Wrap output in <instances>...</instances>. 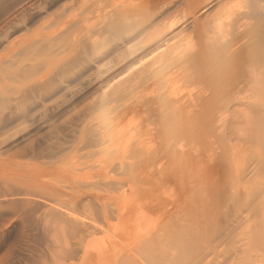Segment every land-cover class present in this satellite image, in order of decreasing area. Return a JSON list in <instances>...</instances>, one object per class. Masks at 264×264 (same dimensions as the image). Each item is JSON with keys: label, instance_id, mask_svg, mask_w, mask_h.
I'll list each match as a JSON object with an SVG mask.
<instances>
[{"label": "rangeland", "instance_id": "rangeland-1", "mask_svg": "<svg viewBox=\"0 0 264 264\" xmlns=\"http://www.w3.org/2000/svg\"><path fill=\"white\" fill-rule=\"evenodd\" d=\"M234 10L243 18L238 25V18H233L232 23H236L228 24L230 33L244 35L226 50L230 54L221 53L226 62L220 49L218 52L219 44L213 46L214 50L205 48L209 54L206 50L201 53L209 55L207 60L212 63L200 57V50L195 58L200 60L189 61L191 64H174L167 69L165 60H158L159 51L165 53L179 48V44L182 48L192 41L200 46L205 40L204 31L214 32L218 19ZM126 14H131L130 21H157L153 28H161L166 38L161 41L165 44L158 42L162 46L159 51L152 52L159 44L146 39L152 28L137 38L119 34L117 19L126 18ZM193 18L198 20L197 29L190 23ZM260 19L264 23V0H0V264H151L143 258L144 246L152 240L158 247V238L166 227L178 217L188 218L194 201L201 198L212 212L220 211L218 216L213 214L218 222L225 218L233 191L225 190L224 183L225 179L227 183L231 181L227 177L237 165L231 157L234 167L226 157L224 163L223 153L219 158L217 152L227 135L226 141L235 151L241 150L238 145L249 144L247 130L250 120L256 117L258 93L243 83L248 80V72L264 71V30L255 26L258 21L263 26ZM257 30H262L261 34ZM237 51L239 57L235 55ZM245 54H250V59ZM215 56L219 57L217 66L223 62L222 68L216 67ZM254 58L259 63L253 62ZM231 59L234 64H230ZM245 65L257 68L248 70ZM128 66H132L131 70L124 74ZM213 70L219 71L220 82ZM234 70H238V76ZM179 75L190 78L178 82ZM213 79L218 81L216 86ZM169 86H173L171 90ZM102 93L105 100H101ZM227 93L233 95L225 118L222 123L215 119L211 124V114L207 112L214 114L221 102L218 97L222 100ZM200 99H207L206 105L210 106L201 111L207 114L204 117H198L200 108H193ZM184 108L189 109L186 121ZM201 118L206 126L214 127L205 128ZM186 125L194 126L195 130L189 128L194 134H187ZM244 146L242 150L247 149ZM232 149L229 154L233 157ZM251 170L252 166L248 171ZM261 171L258 176L263 178L254 177L262 182L256 181L258 187L252 179L245 185L250 191L249 185L254 183L251 185L255 191L251 200L248 197L251 205L239 217L242 220L228 229L222 221L215 237L219 244L207 260L212 254L211 259L219 260V264H236L240 260L247 241L245 234L258 228L264 218V170ZM249 172L246 174L251 176ZM222 229L231 230L225 236ZM217 248L221 251L217 252ZM252 253L256 264H264V255Z\"/></svg>", "mask_w": 264, "mask_h": 264}, {"label": "bare ground", "instance_id": "bare-ground-1", "mask_svg": "<svg viewBox=\"0 0 264 264\" xmlns=\"http://www.w3.org/2000/svg\"><path fill=\"white\" fill-rule=\"evenodd\" d=\"M256 1H257V3L260 1V0H255V3H256ZM171 2V1H170ZM169 2V3H170ZM254 2V1H253ZM252 2V3H253ZM251 3V2H250ZM254 7V6H253ZM256 7V6H255ZM261 8H263V7H261ZM158 10V9H157ZM162 10V9H161ZM263 10V9H262ZM175 12H176V10H175ZM236 12H237V9H236ZM228 13V12H227ZM123 14V13H122ZM125 14V13H124ZM152 14V13H151ZM176 14H178V13H176ZM128 15H131V14H128ZM127 14H126V18H125V16H124V18L122 17V19L120 18H118L117 20V24H116V26L118 25L119 26V30H120V33L119 34H121V33H123L124 35H127V36H129L130 37V35H134V38H135V36H136V38L139 36V35H143V33H145L149 28H152V29H150V32L147 34V36H146V39H150V40H152L153 42H155V45L156 44H159V45H157V46H155L154 47V49L152 50V52H154V51H159L160 50V47H162L161 46V44L163 45V44H165V42L163 43H161V41H165L166 40V38L164 39L163 38V30L161 29V28H153L154 26H156V24H157V21H156V24H154L155 22V20L154 21H150V20H145V21H142V20H140V19H138V20H132V21H130V17L128 16ZM199 15V14H198ZM222 15H224V14H222ZM118 16H120V13L118 14ZM146 16V15H145ZM170 16V15H169ZM236 16V14H235V10H234V12L232 13L231 12V14H229V15H224V17H222L221 19H218V21H217V23H216V25H215V27H213L214 28V32L212 31L211 33L210 32H208V31H204L205 32V40H204V42L199 46V45H197V44H194V43H192V41H190L191 42V44L189 43L188 45H186L185 47H182L181 48V44H179L178 46H179V48L177 47V48H173V47H170V48H173V49H170V50H168L167 52H165V53H163V51H159V53L160 54H158L159 55V57H158V55H157V57H158V60L160 59V60H165V61H163V65H165V67H167V69H169L170 68V66L172 67V65H177L178 64V66H180L179 64H184L185 65V63L186 62H189V61H195L196 59V57L199 55L198 54V52H199V50L201 51L200 52V57H201V53H203V54H205V52L207 53V54H209L208 53V51L205 49V48H207V49H212V50H214V48L215 47H217V45L219 44L220 46L217 48L218 49V52H219V49H220V52H219V54L221 55V53H223V54H230V52H228V51H226V50H229V48H231L232 49V47H233V45H235V43H236V41H238L239 39H242V38H240L241 37V35H244V34H241V33H239V34H236L235 36L233 35H231V33H230V29H232V28H229L230 27V25H228L230 22L232 23V20H233V18ZM244 16V15H243ZM149 17H150V15H149ZM171 17H172V15H171ZM206 17V16H205ZM238 19H237V25H238V23L239 22H241V18H243L242 17V14L241 15H237L236 16ZM235 17V18H236ZM213 18H214V16H213ZM129 19V20H128ZM151 19H152V17H151ZM186 19V18H185ZM109 20H110V18H109ZM127 20H128V22H127ZM144 20V19H143ZM243 20V19H242ZM216 21V20H215ZM235 21V20H234ZM260 21H261V23H263L262 22V20L260 19ZM111 22V21H110ZM256 20H255V24H256ZM191 24H193L194 25V27H196V29H197V26H199L198 25V20H197V18H193V20L190 22ZM236 23V22H235ZM235 23H232V25H235ZM260 22L258 21V25L256 24L255 26L257 27L258 26V28L259 29H262V30H264V23H263V26L261 27V25L259 24ZM110 24V23H109ZM159 24V23H158ZM242 24V23H241ZM192 25V26H193ZM244 25V24H243ZM243 25H241L240 26V28L243 26ZM254 25V24H253ZM252 25V26H253ZM259 25H260V27H259ZM158 26V25H157ZM254 26V27H255ZM108 27H109V25H108ZM111 27V26H110ZM244 27V26H243ZM243 27L241 28V29H243ZM112 28V27H111ZM184 28V27H183ZM238 28H239V26H238ZM239 28V29H240ZM118 30V31H119ZM195 30V29H194ZM213 30V29H212ZM262 30H257V32L259 33V34H261V31ZM12 31V30H11ZM117 30H116V27H115V32H116ZM181 31V30H180ZM236 31V30H235ZM239 32H241V31H239ZM245 32V31H244ZM254 32H256V30L254 29ZM118 33V32H117ZM263 33H264V31H263ZM122 34V35H123ZM146 34V33H145ZM144 34V35H145ZM210 34H212V35H210ZM247 34V33H246ZM257 34V33H256ZM114 35V34H113ZM115 35H116V33H115ZM263 35V34H262ZM164 36H166V35H164ZM174 36V35H173ZM246 36V35H245ZM244 36V37H245ZM117 37V36H116ZM124 37V36H123ZM200 37H201V35H200ZM125 38V37H124ZM131 38H133V36L131 37ZM189 38V37H188ZM162 39H164V40H162ZM171 39V38H170ZM190 39H192V37H190ZM193 40V39H192ZM170 41V40H169ZM168 41V42H169ZM98 42V41H97ZM97 42H96V44H97ZM158 42H160V43H158ZM239 42V41H238ZM259 42H260V40H259ZM180 43V42H179ZM188 43V42H187ZM234 43V44H233ZM257 43H258V41H257ZM262 43V42H261ZM95 44V43H94ZM94 44H92V45H94ZM96 44L94 45V47L93 48H95V46H96ZM260 44V43H259ZM171 45V44H170ZM169 45V46H170ZM214 45H216L214 48H213V46ZM242 45V44H241ZM261 45V44H260ZM263 45V44H262ZM261 45V46H262ZM90 46V45H89ZM173 46V45H172ZM98 47V46H97ZM96 47V48H97ZM167 47H168V45H167ZM200 47V48H199ZM260 47V46H259ZM264 47V46H263ZM199 48V49H198ZM239 48H240V46H239ZM245 48V47H244ZM262 48V47H261ZM98 49H99V47H98ZM97 49V50H98ZM162 49V48H161ZM164 49V48H163ZM235 49V48H234ZM233 49V50H234ZM237 49V48H236ZM235 49V50H236ZM243 49V48H242ZM254 49V48H253ZM206 50V51H205ZM245 50V49H244ZM244 50H242V51H244ZM249 49H247V51H248ZM252 50V48L249 50V51H251ZM259 50V49H258ZM261 50V49H260ZM262 50H263V48H262ZM203 51H205V52H203ZM215 51H216V54H217V50L215 49ZM222 51V52H221ZM230 51H232V50H230ZM242 51H240V52H242ZM246 51V50H245ZM193 52V53H192ZM210 52V51H209ZM163 53V54H162ZM212 53L213 52H211L210 53V56H212L213 58H214V56L212 55ZM245 53V52H244ZM198 54V55H197ZM206 54V57H204V55H202V57H204L206 60H207V56H209V55H207ZM215 53H214V55H216ZM218 54V55H219ZM239 53H238V51L235 53V55L236 56H240V55H238ZM241 54V53H240ZM196 55V56H195ZM233 55V54H232ZM235 55H233V56H235ZM246 56H249V57H246V58H248V59H250V54L248 55V54H245ZM245 55H243V56H245ZM253 55H256V54H253ZM242 56V57H243ZM140 57H141V55H140ZM146 57V56H145ZM164 57H167V58H165V59H163ZM216 57V59H217V57L218 56H215ZM227 57V56H226ZM228 57H230V55H228ZM228 57H227V59H228ZM263 57V56H262ZM143 58H144V56H143ZM211 58V57H210ZM219 58V57H218ZM221 58H223L224 59V55H221ZM221 58L219 59V62H222V61H220L221 60ZM140 59V58H139ZM138 59V60H139ZM145 59V58H144ZM215 59V60H216ZM244 59H245V57H244ZM253 59V58H252ZM255 59V58H254ZM155 60H156V57H155ZM200 59L198 58L196 61H199ZM201 60H203L202 58H201ZM210 60V59H209ZM209 60H207V62L209 61ZM213 60V59H212ZM214 60V61H215ZM232 60V62L230 61V64H234V61H233V59H231ZM246 60V59H245ZM260 60H261V57H260ZM195 61V62H196ZM205 61V60H204ZM204 61H203V63H204ZM211 61V60H210ZM240 61V60H239ZM257 61H258V63H259V59H257ZM257 61H256V59L253 61V62H255L256 64H257ZM137 62V61H136ZM213 61H211V62H209V63H212ZM218 62V59H217V61H215V64ZM224 62H226V59H224ZM240 62H242V60L240 61ZM246 62V61H245ZM245 62H244V64H245ZM135 63V62H134ZM140 63V62H139ZM138 63V64H139ZM162 63V62H161ZM192 63V62H191ZM190 62H189V64H191ZM202 63V64H203ZM227 63H228V61H227ZM243 63V62H242ZM248 63H249V61H248ZM254 63V64H255ZM137 64V65H138ZM140 64H142V63H140ZM139 64V65H140ZM189 64H186V65H189ZM196 65V63H193L192 65ZM219 64V63H218ZM221 64V63H220ZM222 64H223V62H222ZM222 64L221 65H218L217 66V64H216V67H219V66H221V68H222ZM132 66L134 65V64H131ZM142 65H145L144 63L142 64ZM146 65H147V62H146ZM153 65V64H152ZM162 65V64H161ZM194 65V67L195 68H198L197 67V65L195 66ZM199 65V64H198ZM206 65H207V63H206ZM132 66H128V67H124L125 69L123 70V73L125 74V73H128V71H129V69L131 70V67ZM141 66V65H140ZM204 66V65H203ZM237 66V65H236ZM236 66H232V68H234V67H236ZM134 67V66H133ZM162 67V66H161ZM169 67V68H168ZM174 67V66H173ZM172 67V68H173ZM215 67V68H216ZM225 67V70H226V68H227V66H224ZM230 67V66H229ZM229 67H228V69H229ZM237 67H239V63H238V66ZM249 67H251L252 68V66H246L245 65V68L247 69L248 68V70H249ZM255 68H257L256 66H254ZM254 67L252 68V70H254ZM136 68V67H135ZM171 68V69H172ZM205 68V67H204ZM214 68V69H215ZM220 68V67H219ZM231 68V67H230ZM259 68V67H258ZM175 69H177L176 68V66H175ZM211 69V68H210ZM209 69V70H210ZM238 69H240V71H242V73H244V75H245V72H243V70H241V67L240 68H238ZM242 69H243V64H242ZM208 70V71H209ZM216 70V69H215ZM259 70V69H258ZM257 69H256V71H250V72H248L249 74L247 75V81H245V83H243V84H246V86H252L251 88H252V92L254 93H258V94H255V96L257 95V99H256V102L254 103V101H253V103L255 104L254 105V111H255V115H256V117L255 116H253L254 118H255V120H254V118H253V120L251 119L250 120V124H251V127L250 128H248V130H247V128H246V130L248 131V132H250V133H248V142H249V144H248V147H247V145H243L245 148H247L246 150L245 149H243L242 150V147L243 146H239L238 144V147L240 148L241 147V150L239 151V149H238V151H235L234 150V148L232 147L233 145H231L230 146V143H229V145H228V142L226 141L227 140V136H226V138H225V140H224V142L222 143L221 142V139L223 138H219L220 139V143H222L221 145L219 144V146H220V151L218 150V154H217V157H219V158H221L220 157V155H222V153H223V155H224V157L221 159V160H223V159H225V157H226V160L227 161H229V162H231V164H232V167H234V165L235 164H233L232 163V159H233V162H235L236 163V167H235V169H233L232 167V169H233V171L231 172V173H229L230 175H228V177L227 178H229V176H230V179H231V181H230V179H228V181H230V182H228L227 183V179H225V183H224V188H225V190H227V191H229V190H232L233 192H232V200L231 201H229V202H231V203H228V204H230V205H228L227 207V213H226V217L225 218H222L221 219V221L220 222H218V218L216 219V217L218 216V214L217 213H219L220 214V211L219 212H216V211H213L212 212V209H211V207L206 203V202H204V200L203 199H199L197 202L196 201H194L192 204H193V206H191V208H190V210L188 211V218H185V219H181V218H179L178 216V218L176 219V221H174V222H172L171 224H169V226L168 227H166L167 229L166 230H164V231H166V232H163L164 234H162V237L161 238H158V247H154V244H153V242L154 241H152L151 240V243L150 244H153V246L152 245H150V244H146L145 246H144V249L142 250L143 252H142V254L144 253V256H143V258L144 259H146L147 261H150V263L151 264H154L153 263V261L154 262H156L157 264H219L217 261H219V260H215V259H213L214 257H213V254H212V256H210V259L209 260H207L208 258H209V255L211 254V253H213L214 251V249H215V246H216V244H217V246H218V244L219 243H217V240H216V238L215 237H217L218 236V232H220V226L222 225V223L224 222H226V224L224 225V228H225V226H227L226 228L228 229V227H229V225L231 226V225H233L234 223L235 224H237V222L238 221H241L242 219H240L239 217L242 215V213L244 212V210H246V208L248 207V205L251 203L250 202V200H251V195H252V193H253V195H254V192L253 191H255V187L253 186L254 185V183H252V182H255V184H256V181L258 180H256L254 177L256 176V177H260V174L261 173H263L262 171L260 172V170H264V71L263 72H261L260 70V72L258 71ZM122 71V70H121ZM121 71H119L120 73H121ZM164 71V70H163ZM168 71V70H167ZM166 71V72H167ZM171 71H173V70H171ZM175 71H177V70H175ZM195 71V70H194ZM220 71H221V69H220ZM235 72H236V74H237V71L236 70H234ZM246 71V70H245ZM162 72V71H161ZM165 72V73H166ZM179 72V71H178ZM219 72V71H218ZM217 72V73H218ZM226 72H231V71H229V70H227ZM226 72H225V74H226ZM150 73V72H149ZM164 73V74H165ZM169 73H170V71H169ZM199 73V72H198ZM212 73H214V74H216V76H215V78H217V73L213 70V72ZM233 73V72H232ZM239 73V72H238ZM241 73V74H242ZM218 74H220V73H218ZM222 75H224V72L222 71V73H221ZM230 75H231V73H229ZM234 75H235V73H233ZM232 74V75H233ZM163 75V74H162ZM197 75V74H196ZM210 76H211V74H209ZM222 75H220V76H222ZM229 75V76H230ZM239 74H237L236 76H238ZM243 75V74H242ZM241 75V76H242ZM243 75V76H244ZM123 76V75H122ZM198 76V75H197ZM196 76V77H197ZM210 76H208V77H210ZM212 76H213V74H212ZM243 76L242 77H240L241 78V81H244L245 80V78H244V80H243ZM246 76V75H245ZM114 77V76H113ZM184 77H186V78H190V76H186V75H183V76H181V75H179V77H177L176 79H177V81L179 82V81H181ZM207 77V76H206ZM218 77H219V75H218ZM226 77V76H225ZM225 77H224V79H225ZM228 77V76H227ZM233 77V76H232ZM235 77V76H234ZM119 78V77H118ZM194 78V77H193ZM199 78V77H198ZM214 78V79H215ZM221 78L222 77H220V80H221ZM207 79V78H206ZM206 79H205V81H206ZM213 79V82L212 83H214L215 84V82H218L219 80H218V78H217V80L215 81ZM229 79V78H228ZM230 79H231V76H230ZM112 80H115V79H112ZM203 80V79H202ZM210 80L212 81V77H210ZM233 80V79H232ZM236 80H237V77H236V79L235 80H233V82L235 81V83H236ZM205 81H203V82H205ZM208 81V80H207ZM206 81V83H208ZM220 82V81H219ZM225 82V81H224ZM226 82L228 83L229 81H227V79H226ZM238 82V81H237ZM114 83V82H113ZM230 83V82H229ZM239 83H241L240 82V79H239ZM112 84V83H111ZM166 84V83H165ZM202 84V83H201ZM213 84V85H214ZM218 84V83H217ZM234 84V83H233ZM232 84V85H233ZM171 85V84H170ZM211 85V84H210ZM220 85H222V82H221V84ZM238 85H240V84H238ZM174 86V85H173ZM173 86H171V87H173ZM207 86V85H206ZM214 86H216V84L214 85ZM106 87L108 88L109 87V83H108V85L106 84ZM170 86L168 87V90H171V89H169V88H171ZM220 87L221 86H219V89H220ZM242 87V86H241ZM209 88V87H208ZM217 88H218V86H217ZM222 88V87H221ZM233 88V87H232ZM104 89V88H103ZM110 89V88H109ZM204 89H205V87H204ZM212 89H213V87H212ZM215 89H216V87H215ZM222 89H224V88H222ZM221 89V90H222ZM221 90H219V94H220V92H221ZM225 90H227V89H225ZM228 90H230L231 91V89H229V87H228ZM175 91V90H174ZM212 91L213 90H211V93H212ZM230 91H228L229 93H230ZM234 90L232 89V91L231 92H233ZM243 91H245L244 89H243ZM214 92V91H213ZM216 92V91H215ZM224 92V91H223ZM173 92L171 91V94H172ZM211 93L209 92V95H211ZM225 93V92H224ZM223 93V94H224ZM104 94L105 93H102V96H101V100H103L104 99ZM167 94V93H166ZM213 94V93H212ZM232 94V93H231ZM231 94L228 96V93H227V97L226 96H224L223 95V97H225L224 99H220L219 97H218V99H217V97L215 98V100L217 101L218 100V102L219 101H221V102H219V105L217 104L216 105V109H215V113L213 114V113H211V111L210 112H207V114L209 113V114H211V124H212V121L214 122V120L215 119H218L217 121H218V123H219V121H221L220 123H222V121H223V119L225 118V117H223L224 115H225V113H226V109H227V106H229L227 103L229 102V100L231 99ZM163 95V94H162ZM161 95V96H162ZM193 95H194V93H193ZM199 95V94H198ZM216 94H214V96H215ZM233 95V94H232ZM250 95V94H249ZM169 96H170V94H169ZM169 96H166V98H168ZM183 96H184V94H183ZM201 96H205V94L204 95H201ZM207 96V95H206ZM178 98H179V96H177ZM177 97L176 98H174V100L175 99H177ZM192 97V96H191ZM241 97V96H240ZM252 97V96H251ZM200 98H202V97H200ZM204 98V97H203ZM206 98V97H205ZM211 97L209 96V99H210ZM234 98H236V97H234ZM162 99H163V96H162ZM172 99V98H171ZM213 99H214V97H213ZM232 99H233V97H232ZM238 99V98H237ZM244 99L245 98H243V100L242 101H244ZM99 100V99H98ZM105 100V99H104ZM180 100V102H178V104L179 103H181L182 101H181V99H179ZM178 100V101H179ZM199 100V99H198ZM255 100V99H254ZM163 101V100H162ZM206 101H207V99L205 100V99H200V104L199 103H195V104H193V108L194 109H196V110H198L197 108H200V115H198V117L199 116H201V114L204 112V111H202L203 109H209L210 108V106H207L206 105ZM238 100H236V102H237ZM241 101V102H242ZM247 101V100H246ZM188 102V101H187ZM245 102V101H244ZM157 103H159V102H157ZM170 102L168 101V104H169ZM185 103V102H184ZM183 103V104H184ZM190 103V102H189ZM208 103V102H207ZM212 102H211V100H210V104H211ZM253 103H252V105H253ZM168 104L166 105V109H170V108H167L168 107ZM174 104V103H173ZM177 104V105H178ZM181 105V108H182V106H184V105ZM188 103H186V105H187ZM214 104V103H213ZM244 104H246V102L244 103ZM180 105V104H179ZM188 105H191V104H188ZM248 105V104H247ZM103 106V105H102ZM170 106V105H169ZM171 106H173V105H171ZM170 106V107H171ZM207 106V107H206ZM242 106V105H241ZM246 106V105H245ZM249 106H250V104H249ZM248 106V107H249ZM186 107V106H185ZM212 107V106H211ZM172 108V107H171ZM175 108V107H174ZM178 108V107H177ZM192 108V107H191ZM192 108V109H193ZM230 108V107H229ZM191 109V110H192ZM234 108H232V110H233ZM250 109V108H249ZM176 110V109H175ZM175 110H173V111H175ZM178 110V109H177ZM176 110V111H177ZM181 110H183V109H181ZM184 110H185V108H184ZM187 110V109H186ZM185 110V111H186ZM189 110V109H188ZM188 110L186 111V113L183 111V113H184V117H185V121L187 120L186 118L188 117V115H187V117L185 116V114H187L188 113ZM196 110L194 111V113H196ZM235 110V109H234ZM233 110V111H234ZM251 110V109H250ZM249 110V111H250ZM171 111V110H170ZM201 111H202V113H201ZM214 111V110H213ZM199 112V111H198ZM197 112V113H198ZM238 112H240V111H238ZM242 112V111H241ZM172 113V112H171ZM170 113V114H171ZM189 113H191V112H189ZM193 113V112H192ZM191 113V114H192ZM193 113V114H194ZM244 113H246L245 111H244ZM176 114H177V112H176ZM193 114L191 115L192 117H193ZM206 113H204V115H207ZM234 114H236V112L234 113ZM175 115V114H174ZM181 115V114H180ZM183 115V114H182ZM197 115V114H196ZM195 114H194V118H196L197 116H196ZM203 115V114H202ZM204 115H203V117H204ZM231 115H233V114H231ZM237 115V114H236ZM168 116H169V114H168ZM173 116V115H172ZM172 116H170V117H172ZM176 116V115H175ZM178 116V115H177ZM189 116H190V114H189ZM174 117V116H173ZM182 117V116H181ZM191 117V120L192 119H194V118H192ZM177 118V117H176ZM176 118H174L175 119V122H176V120L178 121V119H179V121H180V119L181 118H179V116H178V119H176ZM226 118H228V117H226ZM234 118V117H233ZM247 118V117H246ZM189 119V118H188ZM198 119L199 118H197V121H198ZM202 119V123H204L203 122V118H201ZM200 119V120H201ZM205 119V118H204ZM207 119V121L209 120V118H206ZM205 119V120H206ZM230 119V118H229ZM236 119V118H235ZM182 120H183V118H182ZM191 120H189V121H191ZM247 120V119H246ZM174 121V120H173ZM227 121V120H226ZM226 121H224V122H226ZM234 121V120H233ZM175 122H174V124H173V127L175 128L176 126H175ZM180 122H182V121H180ZM179 122V123H180ZM183 122H184V120H183ZM192 122V121H191ZM191 122H190V125H191ZM194 122H196L195 120H194ZM206 122V121H205ZM228 122V121H227ZM177 124H178V122H176ZM187 123V122H186ZM198 123V122H197ZM196 123V124H197ZM200 123V122H199ZM198 123V124H199ZM201 123V124H202ZM207 123V122H206ZM209 124H210V122H208ZM182 124V123H181ZM181 124H180V126H181ZM188 125H189V122L187 123ZM193 124H195V123H193ZM210 124V125H211ZM228 124H229V122H228ZM183 125H184V127H185V124L183 123ZM183 125L181 126V128H184L183 127ZM188 125H186L187 126V128H188V131L190 130V132L188 133V131H187V134H191L192 132H191V129H189V128H192L193 129V127H188ZM203 125V124H202ZM202 125H200V126H202ZM204 125H205V123H204ZM225 125V124H224ZM224 125H223V127H224ZM239 125V124H238ZM249 125V124H248ZM248 125H246L247 127H248ZM180 126H178V127H180ZM192 126V125H191ZM206 126V125H205ZM208 126V125H207ZM207 126L205 127V128H207ZM219 126V125H218ZM218 126H216L217 128H219L220 129V126L218 127ZM235 126V125H234ZM243 126H245V125H243ZM195 127H197L196 125H195ZM209 128H213L214 127V124H213V127H211V126H208ZM230 127V126H229ZM201 128V127H200ZM208 128V129H209ZM177 129V128H176ZM197 129V128H196ZM198 129H199V127H198ZM215 129V128H214ZM184 131L186 130V129H183ZM183 130H181L182 132H183ZM193 130H195V128L193 129ZM209 130H211V132L213 131L212 129H209ZM242 130H244V127H243V129ZM166 131V130H165ZM177 131H178V129H177ZM176 131V132H177ZM180 131V132H181ZM221 131V130H220ZM246 132V131H245ZM185 133V132H184ZM213 133H214V131H213ZM212 133V134H213ZM230 133V132H229ZM176 134V133H175ZM179 134V133H178ZM182 134V133H181ZM192 134H194V131H193V133ZM223 134V133H222ZM231 134V133H230ZM213 135H215V134H213ZM219 135H220V132H219ZM234 136H235V134H233ZM241 135V134H240ZM243 135V134H242ZM247 135V134H246ZM225 136V135H224ZM230 137H233V136H230ZM238 138L240 139V137L238 136ZM228 139H230L229 137H228ZM237 140V139H236ZM179 141V140H178ZM217 141H218V143H219V140L217 139L216 140V143H217ZM238 142L240 141V140H237ZM226 142V143H225ZM230 142H231V139H230ZM235 142V141H234ZM247 142V143H248ZM217 143V144H218ZM232 143V142H231ZM240 144H243V143H240ZM209 145H210V143H209ZM213 145V144H212ZM232 147V148H230V147ZM236 146V145H235ZM218 147V146H217ZM237 147V148H238ZM230 149H232V150H234L235 152H232V154H233V157L229 154L230 152H229V150ZM236 149V148H235ZM214 150V149H213ZM143 151V150H142ZM208 155V154H207ZM227 155V156H226ZM147 156V155H146ZM215 157V156H214ZM230 157L232 158L231 159V161L229 160L230 159ZM228 158V159H227ZM217 160V159H216ZM227 161H225V162H227ZM223 162H224V160H223ZM224 162V163H225ZM227 164V163H226ZM228 164H230V163H228ZM250 166H252V173H251V171L249 172L248 171V169H249V167ZM231 169V170H232ZM251 169V168H250ZM230 170V169H229ZM246 172L248 173L249 172V174L251 173V176H249L248 174H246ZM258 172L260 173L259 174V176H258ZM247 175V176H246ZM261 178H263V177H260V179ZM253 180L251 183L253 184V185H251V183H250V185H249V190L250 191H248V189L246 190V184H247V182H249L250 180ZM255 179V180H254ZM260 180H258V182H259ZM261 182V181H260ZM262 183V182H261ZM263 183H264V180H263ZM260 184V183H259ZM253 186V188L254 189H251V187ZM260 186L262 187L263 185L262 184H260ZM256 187H258V184H256ZM263 188V187H262ZM262 188H260V189H262ZM251 190H252V192H251ZM257 190V189H256ZM248 191V192H247ZM258 191V190H257ZM263 191V190H262ZM261 192V191H260ZM229 194H231V193H229ZM257 195V194H256ZM260 195V194H259ZM261 196V195H260ZM224 197V196H223ZM248 197H250V200L248 199ZM255 197V196H254ZM253 197V198H254ZM262 199H263V197H262ZM259 200H260V198H259ZM254 202V201H253ZM255 204V203H254ZM251 205V204H250ZM249 205V206H250ZM225 206V205H224ZM258 207V206H257ZM215 209V208H214ZM220 209V208H219ZM218 209V210H219ZM224 210V209H223ZM222 211V210H221ZM225 211V212H226ZM251 211V210H250ZM214 212H216V214H217V216L215 217V219H214V217H213V214H214V216H215V213ZM223 213V212H222ZM184 215V214H183ZM259 215V214H258ZM264 215V214H263ZM263 215L261 216V219L263 218ZM244 216V215H243ZM223 217V216H222ZM220 218V217H219ZM224 219V220H223ZM256 220H258V219H256ZM223 221V222H222ZM260 221V220H259ZM258 221V222H259ZM240 223V222H239ZM230 228V227H229ZM248 228H249V226H248ZM252 228V227H251ZM251 228H249V230L251 229ZM254 228V227H253ZM255 229V228H254ZM219 230V231H218ZM225 230V229H224ZM231 230V229H230ZM230 230L228 231L227 230V232H224L223 231V229H222V231L225 233V236L227 235V234H229L230 233ZM221 231V233H223ZM251 232H249L248 231V235H246L245 233V236H244V238L247 236V241H246V245H245V248H244V245H243V250H242V252H240V254H239V256H240V260L236 263V264H256L255 262H256V256H253V253L252 252H257V253H261L262 255H264V218H263V220L258 224V228H256L255 230H250ZM232 232H233V230H232ZM231 232V233H232ZM223 233V234H224ZM161 234V233H160ZM217 235V236H216ZM240 235V234H239ZM222 236V235H221ZM223 237H224V235H223ZM229 237H230V235H229ZM235 237H237V236H235ZM218 238V237H217ZM231 238V237H230ZM233 238L234 237H232V239L231 240H233ZM235 239L236 238H234V240H233V243L235 242V243H237L236 241H235ZM149 241V240H148ZM155 241H156V239H155ZM220 241H221V239H220ZM216 242V243H215ZM239 242V241H238ZM144 243H145V241H144ZM144 243L142 244V245H144ZM157 243V242H156ZM234 243V244H235ZM156 245V246H157ZM142 247V246H141ZM158 248V249H157ZM237 248H239V247H237ZM240 249H242V248H240ZM139 251V250H138ZM219 251H221V250H219ZM218 251V248H217V252H219ZM227 251V250H226ZM223 252V251H222ZM232 252V251H231ZM230 252V253H231ZM221 253V252H220ZM228 253V252H227ZM137 254H139V256L141 257V253H137ZM234 254V253H233ZM217 255V254H216ZM214 256H215V253H214ZM218 256V255H217ZM217 256H215L216 257V259H217ZM133 256H131V258H132ZM211 257H213L212 259H211ZM236 258V257H235ZM130 260H132V259H130ZM129 260V261H130ZM228 260V259H227ZM220 261H221V259H220ZM224 261H225V259H224ZM236 261V260H235ZM145 262V261H144ZM146 264V263H145Z\"/></svg>", "mask_w": 264, "mask_h": 264}]
</instances>
